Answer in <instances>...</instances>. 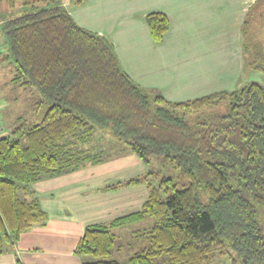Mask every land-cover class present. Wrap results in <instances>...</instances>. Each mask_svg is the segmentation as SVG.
I'll return each instance as SVG.
<instances>
[{"label":"trees","instance_id":"trees-1","mask_svg":"<svg viewBox=\"0 0 264 264\" xmlns=\"http://www.w3.org/2000/svg\"><path fill=\"white\" fill-rule=\"evenodd\" d=\"M2 1L23 8L2 21L12 80L34 88L43 109L10 133L0 114V253L47 223L33 183L100 162L108 134L148 167L119 184L148 193L138 211L84 227L74 249L81 264H120L110 258L114 229L145 217L148 241L131 264H264V84L170 101L135 83L112 44L76 24L61 0ZM261 1L241 36L245 64L264 73V11L252 15ZM146 21L155 40L169 27L163 13ZM153 158L179 182L158 171L152 183Z\"/></svg>","mask_w":264,"mask_h":264},{"label":"crops","instance_id":"crops-1","mask_svg":"<svg viewBox=\"0 0 264 264\" xmlns=\"http://www.w3.org/2000/svg\"><path fill=\"white\" fill-rule=\"evenodd\" d=\"M68 1L61 4L75 23L104 36L127 75L167 100L176 101L173 91L191 82L210 85L201 94L178 101L234 90L252 80H241L245 68L241 29L256 0H76L74 5ZM153 12L169 20L160 40L153 38L146 21ZM195 72L201 75L193 77ZM147 169L131 151L107 152L98 163L34 182L47 223L21 232L13 247L0 253V264H17V260L21 264H81L74 249L84 227L138 211L147 197L146 185L119 183ZM116 183L120 188L116 189ZM114 247L110 258L119 262L120 249Z\"/></svg>","mask_w":264,"mask_h":264},{"label":"rangeland","instance_id":"rangeland-1","mask_svg":"<svg viewBox=\"0 0 264 264\" xmlns=\"http://www.w3.org/2000/svg\"><path fill=\"white\" fill-rule=\"evenodd\" d=\"M75 1L76 0L68 1L67 4L74 5L76 3ZM260 4H256V7L252 10V15H254L255 18L258 17L261 11H264V0H262ZM24 8L29 9L30 7L26 5ZM21 12H23L22 7L9 8L4 1L0 3V114L3 118L4 126L8 133H10L15 125L23 120H28L29 122H37L43 109L38 106L37 102L40 100V95L34 88L21 86L19 85V83L12 80L13 64H10L9 61L5 58L7 52V38L2 30V21L14 15L20 14ZM244 65L245 68L241 73V80H244L243 82H247V80L252 79L264 84L263 72L256 70L253 71L252 69L247 68L245 61ZM200 75V72H195L193 77H199ZM209 85L210 84H203L204 87H201L199 86L198 82H191L190 84L186 85L183 90L178 92L173 91V96H175V100L178 101L177 98H183L191 94L198 95L201 94L206 88H209ZM164 90H166V86L162 87V91ZM206 110H209V108H207ZM210 111L212 110L210 109ZM194 118L195 115L190 116V119L193 120ZM102 133L106 132H101V134ZM100 140H102L106 145L105 148L111 155H115L123 149L121 144L116 143L117 141L112 139L108 134H104V137H102ZM114 142L115 144H117L116 146L111 145V143ZM122 145L126 147L124 144ZM153 160L156 161L152 162V169L154 174H152V176H149V179L152 183H154L155 185L157 184L158 175L155 173H157L158 171L171 176L174 180L179 182V173L172 170L170 167L165 166V164L161 162L160 158H153ZM135 174L136 173L133 172L130 176H138L137 174ZM115 185L117 186L116 189L120 188L117 183ZM126 189L128 190L129 187H127ZM129 193L132 192L129 191ZM151 222V217H145L138 221H134L132 224H126L114 229V232L116 233L114 246L118 245V248L120 249L118 251L120 264H131L129 260L130 256L133 254V252L139 249V246H143L145 244V241H148L145 234V228H147L151 224ZM138 232L140 233V235L138 234Z\"/></svg>","mask_w":264,"mask_h":264},{"label":"built area","instance_id":"built-area-1","mask_svg":"<svg viewBox=\"0 0 264 264\" xmlns=\"http://www.w3.org/2000/svg\"><path fill=\"white\" fill-rule=\"evenodd\" d=\"M0 134H1V123H0ZM1 136V135H0Z\"/></svg>","mask_w":264,"mask_h":264}]
</instances>
